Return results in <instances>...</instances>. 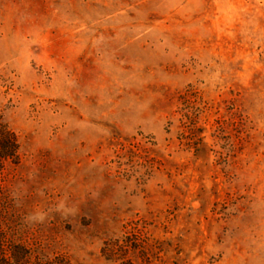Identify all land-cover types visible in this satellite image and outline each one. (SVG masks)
<instances>
[{"label":"rangeland","instance_id":"rangeland-1","mask_svg":"<svg viewBox=\"0 0 264 264\" xmlns=\"http://www.w3.org/2000/svg\"><path fill=\"white\" fill-rule=\"evenodd\" d=\"M0 120L38 257L264 264V0H0Z\"/></svg>","mask_w":264,"mask_h":264},{"label":"trees","instance_id":"trees-1","mask_svg":"<svg viewBox=\"0 0 264 264\" xmlns=\"http://www.w3.org/2000/svg\"><path fill=\"white\" fill-rule=\"evenodd\" d=\"M20 162V143L16 133L0 120V264H68L58 257L45 260L37 256L33 249L16 235V224L7 215L8 207L2 202V171L7 164ZM3 204V205H2ZM123 245L115 241H107L102 249L109 260L118 261L122 256ZM120 264H127L121 262ZM128 264H132L128 262Z\"/></svg>","mask_w":264,"mask_h":264}]
</instances>
